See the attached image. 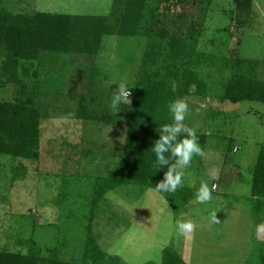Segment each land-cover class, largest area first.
Returning <instances> with one entry per match:
<instances>
[{
    "label": "rangeland",
    "instance_id": "374dc122",
    "mask_svg": "<svg viewBox=\"0 0 264 264\" xmlns=\"http://www.w3.org/2000/svg\"><path fill=\"white\" fill-rule=\"evenodd\" d=\"M177 2L152 0L150 5L159 3L161 11L168 5L166 29L190 44V53L176 65L174 99L188 103L185 125L207 134L206 144L200 145L206 155L193 157L169 200L153 188L122 184L95 202L98 179L119 170L126 126L77 116L78 111L83 105L97 114H115L110 108L114 85L127 82L132 93L148 73L143 67L147 54L162 50L160 42L167 39L153 33H114L103 37L95 55L43 52L36 62L21 61L16 73L43 93L50 112L40 124L38 160L0 153V250L81 262L90 235L116 258L115 264H160L167 246L176 248L187 264H264V232L257 238L264 206L254 216L248 202L252 169L264 144V102L221 99L227 80L240 67L235 58L252 62L240 68L264 80V0H253L241 24L235 0ZM121 3L0 0V6L12 12L101 15L111 20L120 11L125 14ZM191 29L193 35L188 36ZM5 53L0 48V67ZM36 69L38 77L33 75ZM95 72V84H87ZM186 76L193 79L192 91L183 92L184 84L179 83ZM82 91L87 97L83 103L77 94ZM15 98L10 84H0V99ZM231 147L238 150L229 152ZM211 171L216 179L209 176ZM202 181L215 191L207 203L196 199ZM214 212L220 223H210ZM185 220L196 225L192 239L178 232L177 223Z\"/></svg>",
    "mask_w": 264,
    "mask_h": 264
},
{
    "label": "trees",
    "instance_id": "16d2710c",
    "mask_svg": "<svg viewBox=\"0 0 264 264\" xmlns=\"http://www.w3.org/2000/svg\"><path fill=\"white\" fill-rule=\"evenodd\" d=\"M177 1L186 3L188 0ZM122 3L126 12L122 14L120 11L121 15L115 20L101 15H70L45 11L32 14L12 12L0 6V48L6 52V60L0 67V84H10L12 90L16 91L15 99H0V153L15 158L31 160L40 158V124L50 112V102L43 101L44 95L41 96L43 93H38V89L37 92L33 90L16 73L15 69L19 62L24 60L36 62L43 52L95 55L101 48L103 37L114 33L133 35L153 33L167 39L164 40V44L163 40L160 42L162 50L147 54L143 67L148 73L132 88L131 105L122 104L121 112L118 114H97L95 110L83 105L78 111L77 116L120 122L126 126L119 170L98 179L95 202L119 185L138 184L155 189L157 183L163 179L167 169L155 167L156 158L151 147L159 138L160 126L172 122L167 105L175 100L177 92L173 90L172 85L173 78L177 77L179 72L176 65L190 53V44L177 34L171 35L165 27L164 19L167 10H170L168 5L161 11L159 3L150 5L147 0H122ZM235 5L238 7V20L241 24L247 20L253 0H235ZM160 24H163L162 28L159 27ZM193 31L194 29H191L188 36H192ZM234 61L236 66L240 67L252 63L242 58H235ZM150 64L153 65L151 71L148 66ZM240 67L238 72L227 80L221 99L231 102L243 100L264 102V80L248 75ZM23 71L27 74L28 69L25 68ZM97 74L98 72L93 73L87 84H95ZM33 75L38 77L39 71L36 69ZM192 80L187 79V76L185 81L181 80L179 84H184L183 92L192 91L190 90ZM179 87L181 89V86ZM114 89L117 90L116 85ZM77 94L81 95L82 103L87 100L83 91ZM91 95L94 102L99 104L100 100ZM196 134L199 144L205 145L207 134L198 132ZM237 150L236 147L228 149L229 152ZM220 180L222 177L215 183ZM251 180L248 202L251 203L250 210L255 216L264 206V144L260 147L257 162L252 169ZM197 190L198 188L196 192ZM160 193L167 200L174 194ZM115 261L116 258L106 253L90 235L81 262L65 261L54 256L44 257L40 253L22 254L0 250V264H115ZM160 264L187 262L176 248L167 246L163 249Z\"/></svg>",
    "mask_w": 264,
    "mask_h": 264
},
{
    "label": "clouds",
    "instance_id": "9594fccd",
    "mask_svg": "<svg viewBox=\"0 0 264 264\" xmlns=\"http://www.w3.org/2000/svg\"><path fill=\"white\" fill-rule=\"evenodd\" d=\"M131 90L127 82L121 81L117 90L113 94L110 102L111 110L116 114L120 112L121 104L131 105ZM171 114L172 122L166 123L159 128V138L154 142L151 151L155 154V167L165 168L163 179L160 180L155 191L174 193L183 183L184 169L190 166L194 156L204 157L205 151L199 144L194 128L185 125L184 120L188 113V103L183 99H175L167 105ZM64 119H67L65 117ZM209 176L217 178L215 171H211ZM215 187V186H213ZM212 189L206 181H202L196 192V199L200 203H207L211 200ZM210 223H220L216 213H212ZM196 225L190 220L179 221L177 229L181 236L192 239ZM264 232V225L257 228V238Z\"/></svg>",
    "mask_w": 264,
    "mask_h": 264
},
{
    "label": "crops",
    "instance_id": "0c3cea01",
    "mask_svg": "<svg viewBox=\"0 0 264 264\" xmlns=\"http://www.w3.org/2000/svg\"><path fill=\"white\" fill-rule=\"evenodd\" d=\"M212 186V185H211Z\"/></svg>",
    "mask_w": 264,
    "mask_h": 264
}]
</instances>
